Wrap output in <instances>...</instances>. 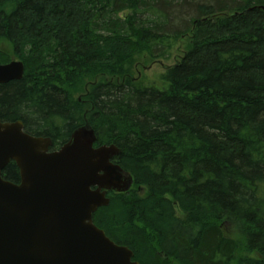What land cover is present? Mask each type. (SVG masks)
<instances>
[{
    "label": "trees",
    "instance_id": "16d2710c",
    "mask_svg": "<svg viewBox=\"0 0 264 264\" xmlns=\"http://www.w3.org/2000/svg\"><path fill=\"white\" fill-rule=\"evenodd\" d=\"M263 7L0 0V64L25 68L0 84V120L56 150L86 117L95 147L121 150L133 186L108 193L94 224L139 264H264ZM176 44L160 86L133 79L139 59H168ZM2 176L20 183L14 162Z\"/></svg>",
    "mask_w": 264,
    "mask_h": 264
},
{
    "label": "water",
    "instance_id": "95a60500",
    "mask_svg": "<svg viewBox=\"0 0 264 264\" xmlns=\"http://www.w3.org/2000/svg\"><path fill=\"white\" fill-rule=\"evenodd\" d=\"M24 70L18 60L0 64V84L22 80ZM84 120L56 151L51 138L28 134L21 121L0 120V264H139L93 222L109 206L107 194L129 192L133 178L114 163L116 145L95 147L96 132ZM11 162L19 184L2 176Z\"/></svg>",
    "mask_w": 264,
    "mask_h": 264
},
{
    "label": "rangeland",
    "instance_id": "374dc122",
    "mask_svg": "<svg viewBox=\"0 0 264 264\" xmlns=\"http://www.w3.org/2000/svg\"><path fill=\"white\" fill-rule=\"evenodd\" d=\"M178 44H176L170 58L168 59H158L154 62L142 58L139 59L138 65L136 66V70L134 71L133 79L146 86H149L151 84H156V86H160V76L164 73L165 69L169 66H172L176 62L177 56H182L184 49L179 48L178 46L180 45ZM177 49H179V53L177 52ZM178 214L182 215L180 211H178Z\"/></svg>",
    "mask_w": 264,
    "mask_h": 264
},
{
    "label": "flooded vegetation",
    "instance_id": "af4514ba",
    "mask_svg": "<svg viewBox=\"0 0 264 264\" xmlns=\"http://www.w3.org/2000/svg\"><path fill=\"white\" fill-rule=\"evenodd\" d=\"M84 123H85V122H84ZM59 148H60V147H59ZM59 148L56 149V150H59ZM50 150H51V151H56V150H52V148H51ZM107 197H108V194H107ZM99 209H100V208H99ZM99 209H98V210H99ZM98 210H97V211H98ZM97 211H96V212H97ZM96 212H95V213H96ZM95 213H94V215H95ZM94 215H93V222H94ZM97 227H98V226H97ZM98 228H99V227H98ZM101 230H102V229H101ZM103 231H104V230H103ZM104 232H105V231H104ZM105 234H106V233H105Z\"/></svg>",
    "mask_w": 264,
    "mask_h": 264
}]
</instances>
